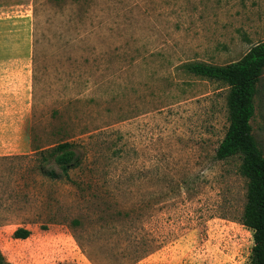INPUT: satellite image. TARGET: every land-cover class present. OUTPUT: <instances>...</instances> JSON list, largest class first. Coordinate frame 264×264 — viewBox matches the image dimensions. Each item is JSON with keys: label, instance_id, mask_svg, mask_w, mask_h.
<instances>
[{"label": "rangeland", "instance_id": "obj_1", "mask_svg": "<svg viewBox=\"0 0 264 264\" xmlns=\"http://www.w3.org/2000/svg\"><path fill=\"white\" fill-rule=\"evenodd\" d=\"M57 1L0 0L5 260L251 264L248 180L216 158L229 87L184 66L264 42V0ZM252 126L264 154V73Z\"/></svg>", "mask_w": 264, "mask_h": 264}, {"label": "trees", "instance_id": "obj_2", "mask_svg": "<svg viewBox=\"0 0 264 264\" xmlns=\"http://www.w3.org/2000/svg\"><path fill=\"white\" fill-rule=\"evenodd\" d=\"M184 68L188 74L220 82L229 87L227 96L229 126L216 150V158L227 160L238 157L241 160L240 172L248 180L242 224L253 232L251 264H264V154L253 135L252 126L256 114L259 83L264 73V42L253 46L236 62L226 65L193 62L186 64ZM72 147L70 142H64L51 151V158L59 164L64 174H68L70 163L75 159ZM42 155L45 163L48 162L49 157L44 153ZM50 175L57 176L54 171H50ZM73 223L77 225L78 221ZM30 234L29 229L18 228L14 232V237L24 240ZM0 264H9L1 252Z\"/></svg>", "mask_w": 264, "mask_h": 264}]
</instances>
